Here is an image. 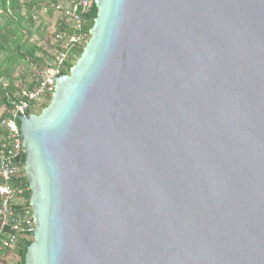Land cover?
<instances>
[{
    "label": "water",
    "instance_id": "95a60500",
    "mask_svg": "<svg viewBox=\"0 0 264 264\" xmlns=\"http://www.w3.org/2000/svg\"><path fill=\"white\" fill-rule=\"evenodd\" d=\"M38 114L15 115L23 264H264V0H95Z\"/></svg>",
    "mask_w": 264,
    "mask_h": 264
},
{
    "label": "built area",
    "instance_id": "2783aa9c",
    "mask_svg": "<svg viewBox=\"0 0 264 264\" xmlns=\"http://www.w3.org/2000/svg\"><path fill=\"white\" fill-rule=\"evenodd\" d=\"M95 0H52L49 4L53 13L58 14L55 25L64 28L57 30L54 41L60 50L53 52V58L36 71L37 80L31 89L18 92L15 98L7 100L5 108L8 116L0 114V264H5L7 256L15 246L20 235L34 231L32 213L23 206L21 188V170L19 163L24 153L22 139L18 135L15 115L36 114L42 103L54 93L53 75H61L69 62V55L87 42L90 33L84 27V18ZM35 20L36 17L34 16Z\"/></svg>",
    "mask_w": 264,
    "mask_h": 264
},
{
    "label": "trees",
    "instance_id": "16d2710c",
    "mask_svg": "<svg viewBox=\"0 0 264 264\" xmlns=\"http://www.w3.org/2000/svg\"><path fill=\"white\" fill-rule=\"evenodd\" d=\"M52 0H47L45 4V8L50 13H53L52 10L49 7V4ZM35 9V0H0V17H4L5 14H11L12 17L15 19L14 21V29L11 31L15 37H11L8 35L6 31V27L3 25V30L0 33V51L4 49V46L8 44V41L11 40V43L14 44V49L12 52H10L9 55L6 56L1 62H0V78L6 77L10 78V74L12 71V68L18 64L20 61H26L28 63L39 65L43 62V58L37 57L34 55L32 51H34L33 47L29 50L25 49V46L28 42V35H29V29L26 27L27 23H31L32 20L34 21L33 17H37L35 14H31L32 10ZM97 9L95 7V4L92 5V8L88 12L87 15H85L84 18V27L86 30H89L92 25L93 21L96 17ZM64 28L63 26H56L54 27V30L51 34V41L50 45L52 46L53 50L52 52H49L46 54L44 52L43 54L46 57V61L51 60L53 58V52L55 50H60V47L56 42L54 41V35L57 30H60ZM10 36V37H9ZM83 47H77L75 48L71 54L69 55V62L66 64V66L62 69L61 74L66 75L69 73L70 68L73 66V64L78 59L80 53L83 50ZM45 61V62H46ZM33 86L29 85L25 89H18L16 90L12 85L11 82L9 84H4L0 80V106H4L6 109L9 108L10 103L7 100L6 95L9 98H15V96L18 94V92H21L23 90L31 89ZM50 98H47L41 105V107L35 111L36 114L40 113V111L45 108L49 102ZM8 116L7 112H4L1 117ZM1 137V135H0ZM1 139V138H0ZM25 161V153H23L22 157L19 160V163L21 166H24ZM21 188L23 189V206L29 209L30 214L32 213L31 207L29 205V198H30V189L28 180L25 176L24 169L21 170ZM33 241V233H30L28 235H20L17 239V242L11 252L13 255L17 256L18 260L16 264H23L24 263V255L26 252L27 247L30 245V243ZM10 254V253H9Z\"/></svg>",
    "mask_w": 264,
    "mask_h": 264
},
{
    "label": "rangeland",
    "instance_id": "374dc122",
    "mask_svg": "<svg viewBox=\"0 0 264 264\" xmlns=\"http://www.w3.org/2000/svg\"><path fill=\"white\" fill-rule=\"evenodd\" d=\"M46 2L47 0H35V9L32 10L31 14L33 13L37 17L34 21L32 20L31 23L26 24V27L29 29V35L25 49L29 50L33 47L34 51L32 52L35 56L43 58V62L39 65H34L26 61H20L16 66L12 68L10 78H0V80L6 85L11 82V85L16 90L25 89L29 85L33 86L36 83V71L40 69L47 60L43 53L46 52L47 54L49 52H52L53 50L52 46L50 45V43H48V41H51L50 36L54 30L55 23L57 22L56 19L59 15L47 11L45 8ZM14 21L15 19L12 17L11 14H5L4 17H0V33L4 29V25L6 27L5 29L8 35L14 38L15 35H13L11 32L14 29ZM13 49L14 44H12L11 40H9L8 44L4 46V49L0 51V62L4 58H6V56L9 55ZM1 111H4L3 106L0 107V112ZM17 260V256L13 255V253L10 252V254L7 256L5 264H16Z\"/></svg>",
    "mask_w": 264,
    "mask_h": 264
},
{
    "label": "crops",
    "instance_id": "0c3cea01",
    "mask_svg": "<svg viewBox=\"0 0 264 264\" xmlns=\"http://www.w3.org/2000/svg\"><path fill=\"white\" fill-rule=\"evenodd\" d=\"M0 107H1V106H0ZM1 110H2V109H1ZM2 113H3V111L0 112V114H2Z\"/></svg>",
    "mask_w": 264,
    "mask_h": 264
}]
</instances>
